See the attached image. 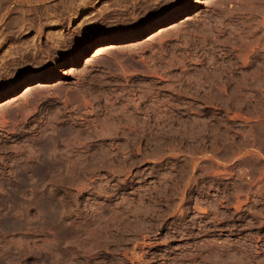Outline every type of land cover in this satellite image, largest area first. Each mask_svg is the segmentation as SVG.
<instances>
[{
	"label": "rangeland",
	"instance_id": "obj_1",
	"mask_svg": "<svg viewBox=\"0 0 264 264\" xmlns=\"http://www.w3.org/2000/svg\"><path fill=\"white\" fill-rule=\"evenodd\" d=\"M26 84L0 264H264V0H0V104Z\"/></svg>",
	"mask_w": 264,
	"mask_h": 264
},
{
	"label": "bare ground",
	"instance_id": "obj_2",
	"mask_svg": "<svg viewBox=\"0 0 264 264\" xmlns=\"http://www.w3.org/2000/svg\"><path fill=\"white\" fill-rule=\"evenodd\" d=\"M190 11V8H186L185 10H183L182 12L178 13L177 15H175L174 17H180L181 15H184L185 13H188ZM171 20L166 19L165 22L163 24H161L157 29V32L154 33L153 35H150L147 39H145V41L147 40H150L156 36H160L161 34H163L168 28L172 27V26H175V25H171V26H166V23H169ZM164 27V28H163ZM147 31H150V29H148ZM140 34L139 33H136V34H131V35H128L126 37V40H132V39H136L137 37H139ZM119 37V36H118ZM118 37H115V38H112V40L110 42H106V41H102L100 44H98L97 46H95V50L92 54V58L93 57H96L97 55L101 54L103 51H105L106 49H108L109 47V44L115 42L118 40ZM121 37V36H120ZM56 39V38H55ZM94 49V48H93ZM91 57L89 58V60H92ZM87 58V57H86ZM81 61H82V56L81 55H77L75 56L74 60H73V63L69 66L70 68H65V67H61V68H55L53 71L47 73V74H44L40 77V80L42 81H54V80H57L59 79L62 75L64 74H68L70 73L71 71H74L76 70L80 64H81ZM31 84H26V86H23L21 88L20 91H23L20 95L16 96L15 98H11L9 100H6L5 102H2L0 104V107L3 106V105H6V104H10L14 101H16L18 98L24 96L26 93H28L32 87L30 86ZM241 90V89H239ZM239 90H237L239 92ZM236 92V91H235Z\"/></svg>",
	"mask_w": 264,
	"mask_h": 264
}]
</instances>
